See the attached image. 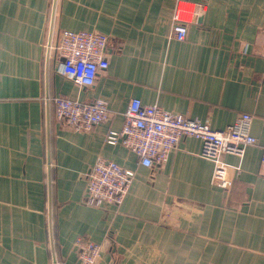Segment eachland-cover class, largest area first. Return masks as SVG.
Returning <instances> with one entry per match:
<instances>
[{
    "label": "crops",
    "instance_id": "crops-1",
    "mask_svg": "<svg viewBox=\"0 0 264 264\" xmlns=\"http://www.w3.org/2000/svg\"><path fill=\"white\" fill-rule=\"evenodd\" d=\"M193 12L184 41L173 15ZM64 30L109 37V66L91 86L63 73ZM102 100L108 121L75 130L52 98ZM221 130L242 113L258 139L223 154L229 185L213 182L202 143L183 137L162 165L121 143L132 99ZM264 0H0V264H78V238L98 264H264ZM135 172L118 209L85 203L98 158Z\"/></svg>",
    "mask_w": 264,
    "mask_h": 264
},
{
    "label": "built area",
    "instance_id": "built-area-1",
    "mask_svg": "<svg viewBox=\"0 0 264 264\" xmlns=\"http://www.w3.org/2000/svg\"><path fill=\"white\" fill-rule=\"evenodd\" d=\"M172 37L184 41L187 37V24L194 20L193 12L177 6L173 15ZM109 37L97 30H64L57 43L59 57L63 58V73L79 86H91L98 74L108 68L107 47ZM55 115L59 120L75 130H89L110 118V109L102 100L83 102L68 97L52 98ZM253 116L242 113L224 129L217 130L208 123L192 119L183 114L164 109L158 104H143L138 98L131 100L124 112L121 131L109 130L106 142L121 143L139 158L147 167L162 165L169 154L178 147L183 137H195L202 143V155L215 164L213 182L219 186L229 185L228 173L240 166L224 164L223 154L243 156L245 148L258 143L251 134ZM264 165V147L261 153ZM135 172L119 163L98 158L87 175L85 203L107 209H118L122 204ZM78 264H98L101 258V245L89 238L80 237L75 242Z\"/></svg>",
    "mask_w": 264,
    "mask_h": 264
},
{
    "label": "water",
    "instance_id": "water-1",
    "mask_svg": "<svg viewBox=\"0 0 264 264\" xmlns=\"http://www.w3.org/2000/svg\"><path fill=\"white\" fill-rule=\"evenodd\" d=\"M59 58H60L62 61H64L62 57H59Z\"/></svg>",
    "mask_w": 264,
    "mask_h": 264
}]
</instances>
